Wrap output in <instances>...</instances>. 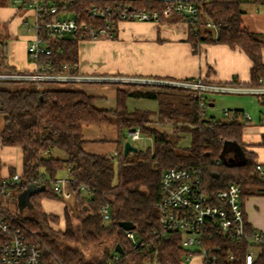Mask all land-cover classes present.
I'll list each match as a JSON object with an SVG mask.
<instances>
[{"label": "trees", "instance_id": "trees-1", "mask_svg": "<svg viewBox=\"0 0 264 264\" xmlns=\"http://www.w3.org/2000/svg\"><path fill=\"white\" fill-rule=\"evenodd\" d=\"M56 1L69 3L71 15L89 22L91 7L115 3V0ZM256 2L264 5V0ZM123 3L135 9L162 10L164 7L159 0ZM18 8L26 11L23 4ZM243 14L240 1L208 0L202 3L194 22L184 15L162 17L160 22H187L188 42L194 52L203 44H221L242 50L252 62L250 82L243 87H264V37L244 27ZM208 21L219 25L217 36L206 27ZM45 40L51 54L39 57L38 65L50 66L52 73H60L62 66L67 65L68 72L76 74L79 43L88 39L73 33L45 35ZM0 49L4 52L0 74H19L6 62L3 42ZM0 82L14 85L0 88V116L5 123L0 130V142L6 147L20 148L23 154L19 182L5 187L6 192L0 194V217L8 219L5 216L8 215L23 224L29 239L42 250V264H108L114 254H118L124 264H146L155 255L159 264H184V258L192 250L181 246L182 234L168 232L162 236L158 223V204L164 196L161 177L171 168L200 167L204 190L211 197L225 190L229 183H236L241 189L243 207L244 201L251 196L264 197V179L256 171L257 155L243 142L244 129L251 124L244 117V110H233L234 120H205L200 104L209 101L207 95L181 87L108 83L117 92V105L107 110L98 108L96 97L75 83L67 82L72 84L71 88H58L56 85L63 82H43L40 86L27 81ZM256 96L264 107V95ZM129 99L156 101L158 110H130ZM89 125L116 126L119 132L116 155L92 154L85 150L82 132ZM136 129L140 130V135L150 137L154 147L145 152L138 149L137 159H129L131 153L124 155L126 141L122 140V134L125 130ZM186 135L190 136L188 145ZM261 144L264 146V134ZM53 150L64 152L65 157L54 156ZM13 170H9L7 179L17 175ZM64 170H69L70 189L74 195L72 205L54 190V183ZM4 179L0 174V189ZM82 185L90 190L82 191ZM32 187L43 189L33 192ZM26 193L29 203L21 209L19 200ZM44 199L65 203V229L51 225L62 226L61 219L44 210ZM12 204L15 213L11 211ZM103 205L110 208V221L104 220ZM73 210L78 213L76 223L72 220ZM244 220L246 232L254 231L245 215ZM121 222L135 226L137 248L126 237L127 231L120 226ZM204 243L206 247L216 245L220 248L219 252L215 251L216 264H246L249 249L246 240L238 242L216 235ZM255 252L253 264H264V246L258 245Z\"/></svg>", "mask_w": 264, "mask_h": 264}, {"label": "built area", "instance_id": "built-area-1", "mask_svg": "<svg viewBox=\"0 0 264 264\" xmlns=\"http://www.w3.org/2000/svg\"><path fill=\"white\" fill-rule=\"evenodd\" d=\"M123 1L115 0V3L104 6H93L88 10L90 22L78 20L68 11L65 1L56 0H13L14 5L23 4L26 10L34 18L33 22L26 18L24 24L34 36L28 44L27 53L31 61L36 63L34 72L19 74H0V81H27L35 82L38 86L43 82L63 83H129L147 84L153 86H172L197 91L200 94L207 93H252L253 95H264V87H229L226 85H214L202 80L188 79L185 81L172 80H132L128 78H101L94 76H78L68 72V66L63 65L60 73H52L50 66L38 65L39 57L50 55L51 50L45 35H67L80 33L88 40L113 38L118 23L124 21L137 22H160L162 17L169 18L174 15H184L190 22H194L202 3L208 0H159L164 3L162 10L146 8L135 9L124 4ZM264 13V10H263ZM206 27L217 36L219 25L212 21L206 23ZM77 69V68H76ZM244 88V89H243ZM205 110L208 102L200 104ZM226 120L236 119L233 110H223ZM244 117L252 121L247 113ZM215 120V119H214ZM264 123V118L260 119ZM132 140L141 138L140 130L129 131ZM70 170V169H69ZM69 170L67 179L57 180L54 183L56 194L62 196L66 201L73 199V191L70 189ZM256 171L261 179H264V163H256ZM19 182V176L12 179L5 178L2 181L3 188L0 194L6 192L5 187ZM164 196L158 204V223L161 226L162 236L168 232L182 234L181 246L192 253L184 258L186 264L194 258H200L199 264H216V252L220 248L213 245L206 247V240H213L216 235H221L230 240L242 242L246 240L249 249L246 254V264H253L256 258L255 248L264 246V233L259 231L246 232L244 220V207L241 200V189L236 183H229L225 190L219 191L215 197L205 192L201 180L200 167L171 168L163 172L160 182ZM82 191L90 190L82 185ZM90 192V191H88ZM214 198V199H213ZM101 213L105 221H110V208L108 205L101 207ZM0 217V264H42V253L39 244L33 243L21 222L11 216ZM126 237L137 248L139 242L133 230L127 231ZM213 250V251H211ZM233 256L230 255V259ZM108 264H124L118 254H114ZM146 264H159L157 255Z\"/></svg>", "mask_w": 264, "mask_h": 264}, {"label": "crops", "instance_id": "crops-1", "mask_svg": "<svg viewBox=\"0 0 264 264\" xmlns=\"http://www.w3.org/2000/svg\"><path fill=\"white\" fill-rule=\"evenodd\" d=\"M240 1L244 11L243 25L250 32L264 37V5L256 0H224ZM262 7V15L253 6ZM245 4H248L245 8ZM246 9V10H245ZM259 12V14L257 13ZM33 22L34 18L27 10L22 12L17 5L10 1V4L0 7V20L8 23L0 35H4L3 43L6 48V62L16 68L19 72H34L36 63L28 57V44L34 36L29 31L24 20ZM189 25L184 20L171 22H137L124 21L117 25L113 38L98 40H83L79 43V64L77 66L78 76H94L101 78H128L132 80H172L185 81L188 79H199L205 83L214 85H226L229 87H243L251 79L252 62L249 57L240 49H231L227 45L203 44L197 52L193 51L188 42ZM264 62V49L262 50ZM79 88L84 89L88 94L96 97V106L100 109H115L117 105V92L112 86L107 88L108 83L102 84L101 90L95 93L86 85L79 83ZM85 86V87H84ZM111 86V85H110ZM132 100H128V107L131 109ZM210 107L215 102L209 99ZM137 109V108H135ZM133 109V110H135ZM3 119V116H0ZM262 119V118H261ZM4 121V119H3ZM262 123V122H260ZM5 124V123H4ZM99 126H112L117 131V138L113 143L115 147H98V140H86L85 150L92 154L116 155L119 132L115 125H89L86 127L94 129ZM4 127V126H3ZM252 126H247L249 129ZM113 128V129H114ZM2 130V129H1ZM166 130H169L168 128ZM82 132V137H83ZM264 134V127L261 136ZM247 148L257 155L256 162L264 163V159L258 158V153ZM18 155L20 164L22 162V151L18 147H6L0 142V174L1 178L9 176V170L13 169V162L9 158ZM6 170L5 175L2 171ZM16 170V169H15ZM22 173V167L20 173ZM15 174L19 175L17 172ZM44 199L51 208L44 210L58 216L61 222L64 221L65 203L61 202V210ZM66 201V203H70ZM245 219L252 230L264 233V197L251 196L244 201Z\"/></svg>", "mask_w": 264, "mask_h": 264}, {"label": "rangeland", "instance_id": "rangeland-1", "mask_svg": "<svg viewBox=\"0 0 264 264\" xmlns=\"http://www.w3.org/2000/svg\"><path fill=\"white\" fill-rule=\"evenodd\" d=\"M10 1L12 2V0H0V7L4 6V5H9ZM248 4H245V8ZM253 6L254 10L258 9L260 14L262 15V7L259 6H255L254 4L250 3L248 6ZM246 10V9H245ZM259 12H257L259 14ZM264 16V15H263ZM8 23H2V21L0 20V27H2L3 29L7 26ZM2 28L0 29V34L3 31ZM5 36L4 35H0V45L2 44L3 40H4ZM3 50L0 49V60L3 54ZM7 57V55H6ZM80 85V84H77ZM76 85V86H77ZM101 85L102 84H90V85H86L87 87H91L89 88V91L94 90L95 93L99 92L101 90ZM14 85L13 84H7V83H1L0 82V88H12ZM102 86H106L107 88H110L112 86L110 85H102ZM56 87L58 88H71L72 84H68V83H61L59 85H56ZM85 87V86H84ZM244 89V88H243ZM207 97L211 100H213L215 102L214 107H210V105H208L205 110H204V115L203 118L205 120H209V119H216V120H226L224 118L223 115V110L225 109H230V110H235V109H239V110H244L245 113H247L249 116H251L252 121L251 124H249L248 126H252L249 129H244L243 132V142L246 145H250V149L255 150L258 153V158L264 159V146H262V136L261 131L264 127V123H260V119L264 118V107L261 105L259 98L256 95H253L252 93H207ZM132 104H131V109H148V110H152L153 112H157L158 110V103L156 101L153 100H148V99H140V100H132ZM4 126V121L2 118H0V130L3 128ZM94 127V126H92ZM112 126H99L94 127V129L92 128H88L86 127L84 132H83V138L85 139H90V140H100L103 142H98V147H107V148H111L112 146L115 147V144L113 143V141L116 140L117 138V131L114 128H111ZM161 129V128H160ZM164 129V128H163ZM169 132H171L172 130L170 128ZM122 140H125L126 142H131L134 146H136L138 149H140L141 151H146L147 149H153V141L150 137L145 136V135H141V138L138 141H134L132 140L130 133L125 130L122 134ZM185 143L188 145L190 143V136L186 135L185 137ZM53 155L56 157H65L64 152L60 151V150H53ZM138 155H135V153H131L129 155V159H137ZM9 161L13 162V171L17 172L18 174L20 173L21 167L23 166L22 163L20 164V158L18 155H14V158L10 157ZM16 169V170H15ZM7 171L3 170L2 171V175H5ZM10 175V173H9ZM20 175V174H19ZM67 170H64L62 172V175L58 178V180H62V179H67ZM63 198V197H62ZM64 199V198H63ZM65 200V199H64ZM51 203L55 209L61 210L60 206H61V202L60 201H55L52 200V202H48ZM70 205L74 204V200H72L70 203ZM11 207V211L13 213H15V205L12 204ZM43 207L45 209L51 208L48 207L45 204H43ZM75 209V208H74ZM72 215V220L74 223L77 222L76 217L78 215L76 210H73V212H71ZM62 226L60 225H56V224H51L53 227H55L56 229L62 230L65 229V226H63L65 223L61 222ZM109 239V238H108ZM109 243L111 240H108ZM196 248L191 247L190 250L194 251ZM114 253V251H113ZM200 262V258H194L191 261H189L186 264H199ZM54 264H60L59 262H55Z\"/></svg>", "mask_w": 264, "mask_h": 264}, {"label": "water", "instance_id": "water-1", "mask_svg": "<svg viewBox=\"0 0 264 264\" xmlns=\"http://www.w3.org/2000/svg\"><path fill=\"white\" fill-rule=\"evenodd\" d=\"M137 151H138V148L136 146H134L131 142H128V141L125 142V144H124V155H127L129 153H135ZM32 189H33L32 190L33 192H38V191H40L43 188H34V187H32ZM19 202H20L21 209H23L26 206V204L29 203V194L26 193V194L22 195L20 197ZM120 226L125 231H131V230L135 229V226L132 223H130V222H121ZM117 251L119 253H121V250L119 249V247L117 248Z\"/></svg>", "mask_w": 264, "mask_h": 264}]
</instances>
